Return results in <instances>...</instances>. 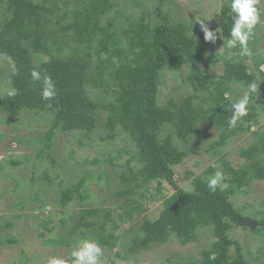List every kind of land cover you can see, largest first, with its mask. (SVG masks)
Segmentation results:
<instances>
[{"label": "trees", "instance_id": "1", "mask_svg": "<svg viewBox=\"0 0 264 264\" xmlns=\"http://www.w3.org/2000/svg\"><path fill=\"white\" fill-rule=\"evenodd\" d=\"M165 1L160 0L153 11L145 9L135 16L119 10L118 0H0V82L3 77L11 78L13 85L7 95L0 92V122L10 117L28 127L38 125L28 136L16 137L35 155L9 162L16 169L26 164L29 171L25 175L13 170L3 172L11 174L8 210L14 214L7 221L0 218V239L7 229L16 228L15 220L22 218L24 211L46 208L48 200L53 199L48 198V189L55 186L60 213L75 201L82 209L73 211L76 219L61 220L58 238L47 240L45 231L39 233L47 246L69 248L72 253L79 241L90 239L106 255H115L113 264L118 259L132 264L139 262L138 256L144 252L172 241L186 246L208 230L213 239L201 249L200 258L175 254L164 264H264V248L248 250L249 259L245 248L233 238L236 229L264 235V220L257 217L264 216V212L245 215L233 201L243 189L264 181V132H252L262 112L256 100L264 99V59L257 53V28L248 41L250 56L242 55L237 45L231 48L236 55L228 52L208 57L213 66L218 62L223 65L220 76H215L199 67L210 50L204 33L193 36L192 24L172 21L161 9ZM224 2L219 30L227 41L232 27L231 0ZM258 8L264 14V9ZM253 55L250 66L248 59ZM182 67L192 69L187 77L191 93L160 104L162 74L179 72ZM34 70L40 72V81L33 80ZM44 77H50L55 85V96L47 101L41 94ZM253 82L258 89L250 95L247 115L235 128H229L232 104L239 101L234 98L236 89L243 87L247 91ZM212 115L217 116L211 126L218 135L215 140L202 129ZM247 133L256 136V142L241 150L245 163L235 167L225 157L219 159L223 179L215 191L207 186L215 166L194 176L189 188L180 187L175 168L189 156L187 145L192 140L204 142L206 152H218ZM63 134L72 137L70 141L76 140L81 148L95 142V135L102 142L118 144L119 139L129 140L132 147L125 143L118 157L109 153L108 169L94 173L82 169L78 180L71 181L56 169L61 164L54 147ZM4 137L1 132L0 141ZM67 154L76 166L80 165L75 150ZM123 154L128 159L118 162ZM45 161L52 167L45 166L40 171ZM88 163L100 165L99 160ZM96 174L99 183L104 182L109 190L116 188L108 197V201L119 200L113 207L98 198L85 208L84 201L91 197L85 186ZM153 186L157 191L152 199L163 202L158 218L142 226L137 218L150 210L145 205V192ZM166 187L172 194H164ZM103 193L104 188L98 195ZM116 219L121 224H132L128 233L121 236L122 227ZM49 223L45 220L41 226L53 233L57 228H49ZM123 235L128 239L125 254L120 250ZM117 247L119 251L115 252Z\"/></svg>", "mask_w": 264, "mask_h": 264}, {"label": "rangeland", "instance_id": "2", "mask_svg": "<svg viewBox=\"0 0 264 264\" xmlns=\"http://www.w3.org/2000/svg\"><path fill=\"white\" fill-rule=\"evenodd\" d=\"M119 10H123L127 15H140L143 10L146 9L147 12L153 11L156 6L160 4V0H118ZM224 0H167L165 4L161 5L163 13H168L172 21H183L188 24H192V35L197 36L203 31L200 26L202 21L206 23V26L210 30L216 31L217 40L213 44L208 43L210 50L204 56V60L200 63L199 67L209 73L214 74L215 76H220L223 70V65L221 62H218L216 66H213L208 60V57L213 54H227L228 52L236 55L231 48H228L226 45V40L222 37V34L219 30L220 27V8L222 7ZM226 3V1L224 2ZM171 4V6H170ZM140 5V6H136ZM259 7L264 9V0H258ZM3 16V12L0 9V18ZM203 18V19H202ZM257 39L258 44V54L264 59V14H261V22L257 25ZM254 55L248 59L250 66H253ZM8 69V65H6ZM11 68V67H10ZM5 71L4 68H1ZM264 70V65L262 66ZM191 68L182 67L178 72L168 71L164 72L161 77V87H160V104H165L170 98H181L189 93H191L190 85L187 83V77L191 72ZM11 79V78H10ZM8 78H2L0 82V92L7 95L13 90L12 81ZM259 91H261L259 89ZM246 89L243 87L236 89V98L239 100L245 93ZM256 103L262 108V112L259 115V124H254L252 127V132H256L259 129L264 132V99L256 100ZM26 119L28 116H25ZM217 119L216 115H212L209 118V122L203 123L202 129L204 132L211 134L212 139H217L218 135L215 130L211 127L212 123ZM38 125L33 124L28 127L24 123H19L14 118H6L3 122H0V133H5V137L0 141V167L5 166V169L0 170V218L4 217L7 221L12 219L14 211L12 209L8 210V202L12 199V194L10 192L12 182H9L11 174L5 175L3 172H12V170L18 174L27 173L29 171L26 164L17 168L9 163L12 160H24L26 155L34 156L35 151L27 148L25 143H18L16 137L18 136H28V132L37 129ZM72 138V137H71ZM70 136L63 134L59 138V142L56 144L54 149L57 154L55 155L58 160V165L61 164L58 169L60 172L64 173L68 180L75 181L79 178L80 170H87V172H100L103 169L109 168L108 157L109 153L113 157H118L120 149L126 143L128 146L132 147V143L129 140L119 139L120 143H109L99 141V136L95 135L92 138L95 142H88L87 145L81 148L77 141L72 139L70 141ZM202 141H191L187 145L189 156H187L184 162L175 168L177 176L180 181V187L189 188L191 186L192 179L198 174L204 173L209 167L215 166L216 172H222V167H220L219 159L225 157L231 164L235 167L241 166L245 163L246 159L241 156V150L243 148L249 147L252 143L256 142V136L252 133H247L240 135L231 141L227 146L221 148L218 152H206V144H200ZM192 146L194 150H191L189 147ZM75 150V157L79 162V166L73 163L71 159L68 158V151ZM128 159V155L123 154L122 160L118 162H124ZM99 160L100 165H90L88 161ZM71 167V170H64V166ZM39 170L42 171V167L49 166L52 167L51 162L45 161L40 164ZM85 166V167H82ZM77 168L75 173L74 169ZM86 168V169H85ZM113 169V167H112ZM53 176H56L55 169H53ZM13 172V173H14ZM31 174V171L29 172ZM213 175H209L212 177ZM96 177V178H95ZM95 178V180H93ZM93 179H89L86 184V188L90 190V199L85 200V208L90 207L93 204V201H97L98 198L105 200V204L108 207H113L118 203V199L114 201H108L109 195L115 192L116 188L113 187L112 190H109L107 185L99 183L96 179L98 178L97 174ZM224 186L227 184L222 183ZM104 188V193L98 195V192ZM49 193L47 192L48 198L53 196V199H49L46 208L37 209L33 211H24L22 218L15 220V229H7L5 231L4 237L13 238L17 240L16 243H7L3 238L0 239V264H47L50 258H60L67 261V264H71V249L65 247H56V246H47L43 243V240L38 236L40 232L45 231L47 240L49 238L57 237L61 234V220L67 219V221L74 220L77 218L76 212L82 209L79 206V202L75 201L71 206L64 210L65 213H60L62 208H60L58 201L56 199V187H49ZM47 190V191H48ZM157 191L155 186L151 187L145 194L148 196V199L145 200V205H148L150 210L142 215L141 218H137V221H140V224L143 226L146 222L155 221L161 209V202L163 199H158L157 201L152 199V195ZM165 195L172 194V191H169L166 187L164 190ZM44 199L45 196H44ZM77 200V199H76ZM263 200V201H262ZM233 201L237 208L241 210L245 215H254L253 212L259 211L264 212V181H260L257 184L251 185V187L243 189V192L239 193L236 197L233 198ZM262 201V202H261ZM111 204H109V203ZM38 204H31V206H37ZM72 212V213H70ZM121 212V211H120ZM32 214L29 216L28 214ZM70 215L72 216L70 218ZM260 219L264 220V216H257ZM49 220L48 224L50 227L57 228L56 231L50 233L46 231L42 226V222ZM117 222L121 224L120 221L116 219ZM131 223H122L121 224V236L122 233L129 232L131 228ZM233 238L238 240L241 245L245 248V253L247 258L251 259V255L247 254L248 250L253 249L257 251L259 248H264V235H251L240 229L233 231ZM213 239V235L208 230H203L200 232L198 241L188 244L186 246L180 245L176 241H172L166 245L159 246L154 250L144 252L139 255V262L132 264H164L166 259L169 257L178 254L183 258H200V251L205 246L208 245ZM128 239L126 235H123L120 242V250L123 254L126 253ZM262 246V247H260ZM119 248L115 249V252H118ZM137 257V258H138ZM264 258V255H263ZM113 259L115 255H106L104 250L103 254L99 259V264H113ZM135 261V260H134ZM133 261V262H134ZM117 264H128L127 262L118 259ZM259 264H262L259 262Z\"/></svg>", "mask_w": 264, "mask_h": 264}, {"label": "clouds", "instance_id": "3", "mask_svg": "<svg viewBox=\"0 0 264 264\" xmlns=\"http://www.w3.org/2000/svg\"><path fill=\"white\" fill-rule=\"evenodd\" d=\"M258 0H231L230 10L232 14V27L230 30V38L226 41L228 48H234L239 45L241 54L250 56L251 50L248 47V41L256 26L261 22V11L258 8ZM201 29L204 33L206 42L215 43L217 40L216 31L210 30L204 22L199 21ZM33 80L40 81L41 74L38 71L31 73ZM258 89L257 83L253 82L248 85L247 92L239 99L238 102L232 104V115L228 120L229 128H235L238 121L247 115V105L251 93ZM42 99L51 100L55 96V85L50 77L43 78ZM227 98V93L225 94ZM223 179V174L219 171L208 179L207 186L215 191L218 184ZM103 254L101 246L90 239H84L77 243L71 253V264H99V259ZM47 264H67V261L60 258H50Z\"/></svg>", "mask_w": 264, "mask_h": 264}]
</instances>
